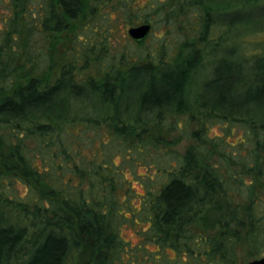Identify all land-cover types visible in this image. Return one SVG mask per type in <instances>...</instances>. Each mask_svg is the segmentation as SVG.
I'll return each instance as SVG.
<instances>
[{
	"label": "trees",
	"instance_id": "1",
	"mask_svg": "<svg viewBox=\"0 0 264 264\" xmlns=\"http://www.w3.org/2000/svg\"><path fill=\"white\" fill-rule=\"evenodd\" d=\"M151 1L153 13L130 0H0V264L264 258V39L237 51L248 31L264 34L253 15L264 0ZM154 23L189 37L145 56L119 45L118 26ZM172 115L187 116L172 125L189 141L180 154L150 131ZM145 149L156 157L142 165ZM128 161L146 174L128 177ZM207 208L219 229L193 232Z\"/></svg>",
	"mask_w": 264,
	"mask_h": 264
},
{
	"label": "rangeland",
	"instance_id": "2",
	"mask_svg": "<svg viewBox=\"0 0 264 264\" xmlns=\"http://www.w3.org/2000/svg\"><path fill=\"white\" fill-rule=\"evenodd\" d=\"M130 1L132 2V5L135 8L143 9L142 11H144V13L145 12L153 13V10L149 8L153 4L151 0H130ZM259 1H263V0H259ZM176 2H179V1L176 0ZM263 6L264 5H262V7H260L253 13V15L255 16V21L260 22L259 25H261L262 27H264V7ZM200 12H201V9H200ZM150 18L154 22L156 21V16H154L153 14H151ZM127 29L128 27L125 28V27L118 26V28H115V31H116V36H118L120 39L118 41L119 45L122 46V48L124 47V49L127 50L132 56H136V55L145 56L146 53L149 51V49L156 47L157 44L161 41L162 42L167 41V38H169L168 41H170V43L171 42L179 43L180 41L184 42V40L189 37V35H186V33L184 32L181 33L180 30L177 31L174 28H171V27L169 28V25L167 26V25L160 24V23L158 24L154 23V26H152L151 31L149 32L147 37H145L146 38L145 43L143 45H137L127 35ZM247 33L249 34L248 35L246 34V36H244V40L249 41V43L244 44V46L238 47L237 51L240 52V54L258 52L260 49L258 46V42L264 39L263 33H260V32L254 33L252 31H248ZM194 78H196V80L197 79L199 80L201 78V75L198 74ZM233 95L235 97L237 94L234 92ZM186 118L187 116H183V115H179L178 117L174 115L169 116V119H168L169 125L166 128L162 126H152L150 127V131L154 136L160 135L163 139H165L166 141H169L170 144H169L168 149L180 154L184 151L185 147L189 144V141H187L186 138H182L180 136L181 134L180 130L178 129L175 130L172 125L175 120H179L181 123V122H184ZM4 131H5L4 127L0 126V134L4 133ZM220 132L221 131L216 128L213 130V133H211V135H217V134H220ZM28 146L30 148H34V145L31 143H28ZM145 151L147 152L146 154L142 153L140 156L137 157V159L142 163V165L150 164L151 163L150 159H154L156 157L153 151H147L146 149ZM172 158L173 157L171 155L165 154L163 157V161L168 162ZM156 161H158V159ZM121 163H125V162L122 161ZM119 166L131 168V169L129 168L126 169V173L128 177L130 176L136 177L137 175L146 174V170H144L142 167L139 169H134L130 161H128L125 165H119ZM154 179L157 180L159 178L156 176ZM141 183L142 184H138V183L136 184V182H134L132 184L133 194L142 193L143 187L148 188L147 180L145 181L143 180ZM16 188L18 189L21 195L24 194L25 188L22 185L18 184ZM130 201L133 204L132 207H135V208L138 207L139 202L136 199L132 197ZM122 205L126 206L125 203H122ZM126 211L129 212V210H126ZM216 212L217 211H214V209L212 208H207L202 213V218L198 220L196 223H194L190 227V229L195 233L205 232L209 234H215L217 230L219 229V225H217V220L219 219V213L218 212L216 213ZM128 215L129 216H124V217L127 219H131V217H133L132 212H129ZM133 223L136 224L134 221ZM118 228L120 229L119 233L122 235V237L125 240L129 241L131 246L137 245L139 243L138 236L134 233V231L132 230V228L129 226V224L126 221H123V223L120 224ZM245 261H247L245 256L243 254H239L238 256L239 264H245L246 263Z\"/></svg>",
	"mask_w": 264,
	"mask_h": 264
},
{
	"label": "water",
	"instance_id": "3",
	"mask_svg": "<svg viewBox=\"0 0 264 264\" xmlns=\"http://www.w3.org/2000/svg\"><path fill=\"white\" fill-rule=\"evenodd\" d=\"M151 30V26L148 24H143L140 26H135L131 27L128 29L127 33L128 36L133 40V41H141L147 37ZM248 264H264V258L256 261H252Z\"/></svg>",
	"mask_w": 264,
	"mask_h": 264
}]
</instances>
